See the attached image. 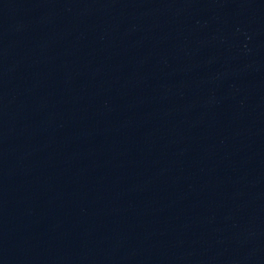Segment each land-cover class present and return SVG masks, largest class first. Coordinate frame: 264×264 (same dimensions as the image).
Wrapping results in <instances>:
<instances>
[{"label":"water","instance_id":"1","mask_svg":"<svg viewBox=\"0 0 264 264\" xmlns=\"http://www.w3.org/2000/svg\"><path fill=\"white\" fill-rule=\"evenodd\" d=\"M0 264H264V0H0Z\"/></svg>","mask_w":264,"mask_h":264}]
</instances>
